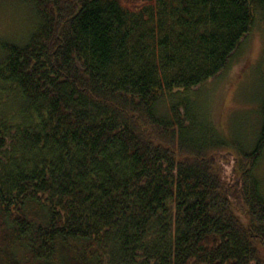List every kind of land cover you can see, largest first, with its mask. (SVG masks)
Listing matches in <instances>:
<instances>
[{
    "label": "trees",
    "instance_id": "trees-1",
    "mask_svg": "<svg viewBox=\"0 0 264 264\" xmlns=\"http://www.w3.org/2000/svg\"><path fill=\"white\" fill-rule=\"evenodd\" d=\"M23 1L27 39L0 42V264H264V97L250 145L202 102L264 0Z\"/></svg>",
    "mask_w": 264,
    "mask_h": 264
},
{
    "label": "rangeland",
    "instance_id": "rangeland-1",
    "mask_svg": "<svg viewBox=\"0 0 264 264\" xmlns=\"http://www.w3.org/2000/svg\"><path fill=\"white\" fill-rule=\"evenodd\" d=\"M35 20L33 8L23 0H0V42H25L31 30L30 24H35ZM3 59L0 52V61ZM263 71L264 12L258 14L240 55L224 75L206 85L202 97V102L211 109L217 129L225 138L246 144L256 139L264 97ZM234 158L235 153H231L230 159ZM257 172L264 191V152Z\"/></svg>",
    "mask_w": 264,
    "mask_h": 264
},
{
    "label": "bare ground",
    "instance_id": "bare-ground-1",
    "mask_svg": "<svg viewBox=\"0 0 264 264\" xmlns=\"http://www.w3.org/2000/svg\"><path fill=\"white\" fill-rule=\"evenodd\" d=\"M222 83V82H221ZM5 109H6V107H5ZM258 164V163H257Z\"/></svg>",
    "mask_w": 264,
    "mask_h": 264
}]
</instances>
